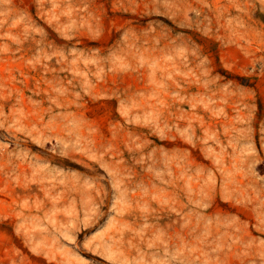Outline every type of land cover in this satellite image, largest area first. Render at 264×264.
Returning a JSON list of instances; mask_svg holds the SVG:
<instances>
[{"label": "rangeland", "instance_id": "1", "mask_svg": "<svg viewBox=\"0 0 264 264\" xmlns=\"http://www.w3.org/2000/svg\"><path fill=\"white\" fill-rule=\"evenodd\" d=\"M0 264H264V0H0Z\"/></svg>", "mask_w": 264, "mask_h": 264}]
</instances>
